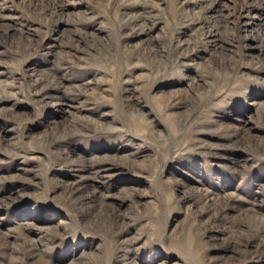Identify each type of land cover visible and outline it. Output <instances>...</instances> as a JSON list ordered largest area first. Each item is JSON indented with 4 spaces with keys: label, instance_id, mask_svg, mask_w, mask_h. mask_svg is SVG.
<instances>
[{
    "label": "rangeland",
    "instance_id": "rangeland-1",
    "mask_svg": "<svg viewBox=\"0 0 264 264\" xmlns=\"http://www.w3.org/2000/svg\"><path fill=\"white\" fill-rule=\"evenodd\" d=\"M42 259L264 264V0H0V264Z\"/></svg>",
    "mask_w": 264,
    "mask_h": 264
},
{
    "label": "bare ground",
    "instance_id": "bare-ground-1",
    "mask_svg": "<svg viewBox=\"0 0 264 264\" xmlns=\"http://www.w3.org/2000/svg\"><path fill=\"white\" fill-rule=\"evenodd\" d=\"M136 20V19H135ZM100 205V204H99ZM24 251L26 252V254L30 257H34L35 255H37V250H36V247L35 246H27L24 248ZM41 263L42 264H47L48 263V260L46 259H42L41 260Z\"/></svg>",
    "mask_w": 264,
    "mask_h": 264
}]
</instances>
